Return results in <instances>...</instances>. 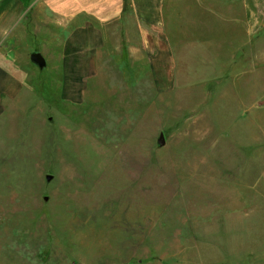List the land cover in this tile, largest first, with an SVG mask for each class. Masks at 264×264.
<instances>
[{"label":"rangeland","instance_id":"374dc122","mask_svg":"<svg viewBox=\"0 0 264 264\" xmlns=\"http://www.w3.org/2000/svg\"><path fill=\"white\" fill-rule=\"evenodd\" d=\"M68 12L0 0V264H264V29L167 14L75 68Z\"/></svg>","mask_w":264,"mask_h":264},{"label":"crops","instance_id":"0c3cea01","mask_svg":"<svg viewBox=\"0 0 264 264\" xmlns=\"http://www.w3.org/2000/svg\"><path fill=\"white\" fill-rule=\"evenodd\" d=\"M178 2L181 4L180 12L176 10ZM68 4L70 64L72 62L71 66L75 68L81 66L78 61L86 60L79 53L90 49L98 52L104 50L105 45L111 43L110 36H118L121 45L139 46L146 42L145 35L148 33L149 42L157 44V30L162 27L164 16L168 15L174 17L180 14L185 20H200L207 12L216 19L214 21L226 19L233 26L241 19L250 35L264 29V0H68ZM236 10L240 11L241 16L235 14ZM223 12L228 15L233 13V16L228 17ZM106 21H115V25L107 28ZM143 25L150 28L148 32ZM192 31L190 28L188 34ZM188 34L183 37L191 36ZM215 46L213 43L212 49H216ZM3 160L10 162L13 168L15 163L12 157L7 155ZM20 162L16 164L23 165ZM17 170L20 171L19 168ZM113 261L115 264H143L136 253L127 251L118 253L117 257L112 258Z\"/></svg>","mask_w":264,"mask_h":264},{"label":"water","instance_id":"95a60500","mask_svg":"<svg viewBox=\"0 0 264 264\" xmlns=\"http://www.w3.org/2000/svg\"><path fill=\"white\" fill-rule=\"evenodd\" d=\"M30 61L34 63L35 65H37L39 68H42L45 66L44 58L42 57L40 53H32L30 55ZM157 144L159 147H162L164 145V137L162 133L159 134V137L157 139ZM45 179H46V182H49L52 180V176L46 175ZM44 201H47V197H44Z\"/></svg>","mask_w":264,"mask_h":264}]
</instances>
